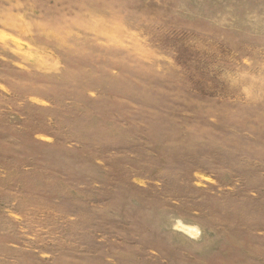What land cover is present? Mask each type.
<instances>
[{"label": "rangeland", "instance_id": "374dc122", "mask_svg": "<svg viewBox=\"0 0 264 264\" xmlns=\"http://www.w3.org/2000/svg\"><path fill=\"white\" fill-rule=\"evenodd\" d=\"M0 264H264V0H0Z\"/></svg>", "mask_w": 264, "mask_h": 264}]
</instances>
